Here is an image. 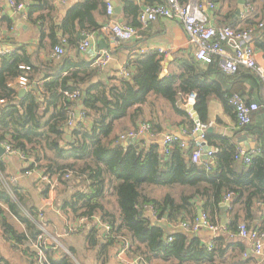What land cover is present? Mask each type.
Wrapping results in <instances>:
<instances>
[{
  "label": "trees",
  "instance_id": "obj_1",
  "mask_svg": "<svg viewBox=\"0 0 264 264\" xmlns=\"http://www.w3.org/2000/svg\"><path fill=\"white\" fill-rule=\"evenodd\" d=\"M11 1L24 4L30 22L40 29L39 48L48 54L43 64L46 69L38 66L37 53H30L24 45L0 55V145H9L21 155L24 173L40 177L44 185L40 189L42 198H49L54 190L53 207L68 220L67 235L85 231L87 248L96 251L103 264L111 260L115 249L123 247L127 258L137 264H264V243L263 257L252 256L247 254L245 242L250 247L252 243L237 237L243 224L258 232L264 242V135L254 129L253 123L240 126L241 132L254 134L258 140V146L250 150L255 151L250 163L236 158L240 146L235 137H216L213 133L205 134V142L213 148L210 159L198 163L191 159L194 143L182 147L181 139L164 150L154 142L139 140L137 147L121 146L120 141L124 134L138 133L141 125L152 126L144 120V107L153 104V97L190 118L178 108L186 110V99L194 93L200 123L206 125L211 98L224 100L234 110L229 99L240 94L221 93L222 81H228L227 76L232 74L224 73L218 62L204 65L187 60L181 64L180 75L161 78L163 57L148 54L130 60V78L102 79L97 65L93 67L83 60L73 62L65 56L56 59L52 53L57 46L65 51L69 46L77 48L85 33L99 36L104 25L99 18L106 19L111 0H81L67 9L63 19L56 0ZM212 1L218 6L230 4L234 9L238 0ZM248 1L252 9L256 4L261 6V19L258 23L250 21L247 28L264 25V0ZM180 2L186 4L189 0ZM233 16L234 10L227 14L228 20ZM228 27L246 29L239 28L235 21ZM12 28L13 20L5 14L4 0H0V43L9 42L3 33ZM262 28L256 48L264 52ZM104 35L102 38L107 37ZM101 41L100 49L110 50L107 39ZM22 66L28 69L21 70ZM39 70H44L47 77L38 79ZM250 72L262 87L260 78ZM22 75L28 79V90L20 97L14 85ZM76 92L79 99H72ZM81 104V117L75 126ZM71 127L74 129L66 132ZM195 127L196 122L190 119L189 132ZM69 135L72 142L66 138ZM12 178L6 172V161L0 159V231L4 240L28 264H80L76 252L57 237L59 245L41 246L45 259L39 261L35 245L45 235L41 228L47 230L52 223L46 207L31 203L25 191L11 184ZM158 190L164 192L160 197ZM228 199L232 202L228 213L235 214L237 222L219 235L221 205ZM150 207L155 222L144 215ZM199 210L208 223L219 228L209 238L199 235L205 228L197 232L181 228L187 224L192 229ZM81 219H87V223L70 234V227ZM97 219L110 227L109 232L100 228ZM0 264L9 263L0 256Z\"/></svg>",
  "mask_w": 264,
  "mask_h": 264
},
{
  "label": "crops",
  "instance_id": "obj_2",
  "mask_svg": "<svg viewBox=\"0 0 264 264\" xmlns=\"http://www.w3.org/2000/svg\"><path fill=\"white\" fill-rule=\"evenodd\" d=\"M80 1L81 0H70L67 5H60L58 0H56L60 18L63 19L67 9L78 4ZM110 2L111 4L114 3V20L121 23L134 25L138 29L139 38L127 43H121L118 40H114L112 36L104 35L107 36L104 38L109 42L108 48H110V51L112 52V58L106 67L100 68L98 66L100 68V78L106 80L111 78H119L121 76L120 73L122 72L123 68L127 67L130 60H135L138 56L148 54H159L163 57V69L160 76L161 78L169 77L174 74L180 75L182 72V63L186 62L187 60L196 61V47L189 43L188 37L181 22H179L178 20H162L158 23L150 25L149 27H142L138 20L141 8L140 4L129 0H111ZM164 2L165 0H145V3L148 5H159L163 4ZM4 7L5 14H7L13 20V28L10 31H6V29H4L3 38L6 37L9 42L5 44L0 43V50L14 49L15 47L24 45L28 48L30 53H37L38 66L42 69H46L45 67H43V64L47 60L48 51L43 52L39 48L40 29L38 26L30 22V19L28 17V10L25 9L23 14L20 13L21 11H15L11 6V0H4ZM237 7L238 1L237 6L234 7V9L232 6H230V4L224 6L217 5L211 16L212 24L217 28H225L229 26V23L231 21H235L236 25L239 28L250 29L252 27L247 28L250 21H255L256 23L260 21L261 6L259 4H256L255 8L252 9L249 1L247 0L244 13L241 17L236 18ZM250 8L253 11L250 12ZM232 10H234V16L233 18L228 20L227 14ZM107 17L106 19L99 18L100 23L104 22L103 24H106L107 22L109 23L110 21H112L113 18L110 19L109 17ZM260 31L261 29L259 28V26H257L255 31V47L256 38L260 35ZM92 34L95 38V45L97 49L101 50L99 45L101 42H103L101 41V39H104L102 38L104 33L102 34L101 32L99 36L95 33ZM226 49L229 52H232V49L229 46H226ZM64 56L65 58L67 57V59L71 57V59L69 60L73 62L77 60H83L87 63L92 64L93 67L96 66L97 56L92 51L88 54L80 53L79 46L77 48L69 46L68 49H66ZM255 57L259 65L264 68V52L261 49L256 48ZM215 62H218L219 65V61L216 60ZM243 69V73H239L237 75L232 74V76H227V78L229 79L228 81H222L223 88L221 93L225 95H228L229 93H239L241 96H243L247 103H257L259 105H262V87L258 85L257 81H255V77L250 71H248L247 68ZM37 76L38 79H43L47 77V73L44 70H39ZM215 80H218L217 76ZM34 84L35 86L37 85L36 83ZM14 87L16 86L14 85ZM19 90L21 91V89ZM151 101L153 102V104H148L144 107V120L145 122H151L150 124L152 125V129L150 134L148 133L143 137L139 136L137 138L138 141L144 140L157 143L162 150H164L165 148L164 142L167 136L181 139L187 145V148L191 143H195L196 136L192 134V131L189 132L188 130L190 119L194 120L193 116L188 112V108L184 110L181 106H179L178 109L179 111L181 110L184 113H188L190 115V118L185 114L183 115L181 112L179 113L174 111L172 106L163 100H157L153 97ZM227 105L229 104H226L225 101L220 98L214 97L210 99L208 103L207 118L209 121L208 125H210V128L213 129L212 133L216 137H235V140L237 141L240 148H243L245 150L255 149L258 146L257 137L254 136V134L240 131L241 128L235 117V112ZM198 116L200 118L199 114ZM251 123H253V127L256 131H262V134L264 135V106H262L259 111L254 113ZM143 126L144 125H141L140 129ZM212 133L207 132L206 134ZM205 144L207 143L205 142ZM210 148L212 151L213 148ZM0 159L6 161L7 174L18 180V187L28 194V198L31 203L38 206H40V204L46 206L45 201L50 198L53 199L55 203L56 193L53 189L50 191L49 198L44 199L41 197L40 189H42L44 185L40 181V177H38L37 174L24 173L25 163L22 161L19 155H8L6 153ZM202 161L205 160H203L202 158ZM157 194L160 197L164 194V192L163 190H158ZM46 210L48 214L47 217L49 220H51L52 223L48 224L49 227L47 229V232L50 236L53 234L55 235H53V237L51 236L52 238H54L57 242L59 241L57 240V238H63L67 242L68 247L72 248L79 256L80 264H103L102 261H98L97 252L89 250L87 248V234L85 233V231L83 233H77L72 236L67 235L65 225L67 224L68 220L66 219V217L54 207L50 208L46 206ZM144 215L150 218L152 222H155V220H157L155 219L154 214L152 213L150 208L146 210ZM227 219V227L233 222H237V217L235 214L231 215L227 212ZM166 226L169 229V226ZM226 228L222 227V231L219 232V235H222ZM199 235L201 236V238H209L213 236V232L202 229ZM245 246L247 247V254H250L252 256L257 255L254 251V248H251L253 246L250 247L247 242H245ZM63 249L64 251L68 252L66 246H64ZM118 251L119 249H115L113 251L111 260L107 264H125L118 261ZM0 256L4 258L9 264H28L24 256L14 250L13 246L6 240H4L1 231ZM257 256L263 257V253Z\"/></svg>",
  "mask_w": 264,
  "mask_h": 264
},
{
  "label": "built area",
  "instance_id": "obj_3",
  "mask_svg": "<svg viewBox=\"0 0 264 264\" xmlns=\"http://www.w3.org/2000/svg\"><path fill=\"white\" fill-rule=\"evenodd\" d=\"M69 1L70 0H58V2L62 5H67ZM129 1H133L141 5L138 20L142 27H149L150 25L158 23L162 20H178L181 22L188 37L189 43L196 47L195 59L199 63L209 65L217 60L219 61L221 70L226 74H236L241 68H247L260 78L262 81V105L257 103H247L245 99L238 94L233 95L229 99V103L234 108L236 113L239 126L249 125L252 122L254 113L259 111V109L264 106V68L259 65L255 57V31L257 27L244 30H235L229 27H215L212 24L211 16L217 5L212 0H189V2L186 4H181L180 0H165L163 4L159 5H148L145 3V0ZM11 6L15 11L18 12L25 10L24 4H16L11 1ZM107 16L110 19H113L109 23L107 22L103 25L101 29L102 33L112 36L114 39L123 42H130L139 38L137 28L114 20L115 10L111 2H108ZM263 26V24H260L259 28H262ZM226 46H229L232 49V52H229L226 49ZM12 51L13 49H2L0 50V55H7ZM79 51L82 54H88L92 51L97 56L96 65L100 68L106 67L112 58V52L110 50L97 49L95 45V38L92 33L84 34V38L79 44ZM64 55L65 50L61 46H57L52 53V57L56 59H60ZM27 69V67H21V70L26 71ZM120 74L124 78H130L127 67H124ZM15 85L17 89L28 90L27 77L22 75L18 78ZM79 96V92H76L72 96V99H79ZM1 103L3 104L4 101H1ZM195 104L196 95L193 93L187 97L185 108L190 106L195 107ZM71 125H73V123ZM209 128L210 125L197 123L195 129L192 131V134L196 136L194 150L191 155V159L194 163H198L202 160L204 155L203 144L205 143V134ZM150 130V125H144L138 133L129 132L122 135L120 137V141L125 142L128 139L146 136L148 133L150 134ZM176 139L177 138L167 136L165 138L164 146L166 147ZM0 146L4 147L8 155L21 156L9 145L1 144ZM181 146L186 147L187 145L182 143ZM254 153L255 151L239 148L236 158L244 161L245 163H250L251 156ZM43 180L48 181L45 178ZM12 184L17 185L18 180L16 178H12ZM45 204L46 206L53 208L54 201L50 198L45 201ZM150 210L155 215L154 209L152 207H150ZM96 221L99 223L100 228L104 229L106 232H109L110 227L108 225L103 224L98 219ZM160 221L165 222V220ZM86 223L87 219L79 220L77 225L70 227V234H74L77 228L84 227ZM181 228L188 231L191 230L193 232H197L200 228H205L213 233L219 230L217 226L208 223L204 215H202L201 218L198 217L196 224L192 229H190L187 224H182ZM41 229L45 235L41 236L39 238V244L35 245L40 257V262L45 259L43 251L41 250V246L44 247L49 245V243H57L58 245L60 244L48 234L46 229ZM237 237L248 239L252 243L255 253L257 255H261L263 250V241L258 232L248 230V228L242 224L239 227V233ZM117 259L121 263L137 264V261L127 258L126 247H123L120 251H118Z\"/></svg>",
  "mask_w": 264,
  "mask_h": 264
},
{
  "label": "water",
  "instance_id": "obj_4",
  "mask_svg": "<svg viewBox=\"0 0 264 264\" xmlns=\"http://www.w3.org/2000/svg\"><path fill=\"white\" fill-rule=\"evenodd\" d=\"M114 4V3H113ZM247 4V0H238V7H237V10H236V18L237 17H241L242 14L244 13L245 11V6ZM114 6V5H113ZM25 10H22L20 13L23 14ZM27 93V90L26 89H22L20 92H19V96L22 97L24 96L25 94ZM85 98V94H84V97H83V100ZM83 108V105H79V109L76 113V121H75V126L78 124L79 120H80V110ZM188 112L193 116V119L194 121L197 123H200V118L195 110L194 107H188ZM74 126V127H75ZM74 127H71L70 129H66V132H69L71 131L72 129H74ZM208 133H212L213 132V129L212 128H209ZM68 141L72 142V137L69 135L66 137ZM128 145H136L137 147H139V144H138V139L137 138H132V139H128L127 141L123 142L121 144V146H128ZM204 146V155H203V160L205 161H208L209 160V153L211 152V148L207 146V144H203ZM6 154V150L4 149V147L0 146V158L3 157L4 155ZM232 205V202L231 201H227L225 203H223L221 205V209H222V216H221V226L223 228H226L227 225H228V219H227V212L230 208V206ZM141 215H143V213H141ZM203 215L202 211H198V217L201 218ZM161 226H165L164 223H160ZM198 234H196L195 236L197 237Z\"/></svg>",
  "mask_w": 264,
  "mask_h": 264
}]
</instances>
